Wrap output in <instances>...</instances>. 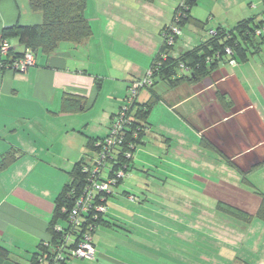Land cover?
<instances>
[{
  "label": "crops",
  "instance_id": "crops-1",
  "mask_svg": "<svg viewBox=\"0 0 264 264\" xmlns=\"http://www.w3.org/2000/svg\"><path fill=\"white\" fill-rule=\"evenodd\" d=\"M179 1L159 0L158 6H155L156 0H87L84 16L90 24L92 35L86 42L78 46L63 42L49 56L37 51L34 65L22 73L0 69V161L1 155L11 150L15 151L17 157L7 168L0 170V242L7 246L5 248L8 251V246L26 251V254L18 255L19 261L15 259L13 264H28L31 255L25 246L36 245L37 250L38 243L49 239L46 228L52 215L53 202L63 185L69 181V177L65 181L66 179L55 171L49 185L52 191L54 190L52 203L37 197L33 198L34 202H25L19 185L23 184L24 187V182H21L27 181L28 184L25 186L27 188L39 186L38 179L42 178L45 170L59 168L70 172L79 160L89 161L90 149L85 143L88 151L83 154L82 148L79 147L82 139L75 137L73 131L83 125L84 116L90 113L92 111L90 109H93L96 102L104 96L105 106L99 115V124H105V136L107 135L111 118L119 110L130 82L134 77L143 78L150 68L161 45H159L161 30L172 23ZM245 1L248 5H257L255 8L250 6L249 10L258 9L259 11L256 15L247 16L250 11L243 8L240 12V16L243 17L241 20L253 17L257 21L263 20L264 0ZM195 6L196 4L191 8L190 15L202 22L194 14ZM41 21V14L30 9L29 0H0V34L5 28L13 25H36ZM206 24L199 27L191 22L182 28L192 25L195 29H203ZM223 25L219 24L217 27L228 29V26ZM216 28L212 27L209 30ZM208 31H206L207 35ZM191 33H194L196 40L191 38V42L189 39L179 42L178 38L174 44L172 56L177 57L183 51L207 39L199 36L196 31ZM184 41L185 45H183ZM178 43H180L179 51L174 54ZM10 44L16 47L17 42L12 39ZM126 51L141 53L145 58L144 62H139L137 67L122 66L126 64ZM245 64L246 62H235V64L223 62L212 78L205 79L199 84H181L173 89L163 85L164 89L160 94L155 91L160 101L169 107V111L175 113L179 130L181 129L183 134L186 132L191 134L192 143L194 141L198 143L199 149L210 150L216 154L215 159L209 157L208 161L206 160L207 164H211L213 168L208 170L203 168L204 172L207 171L204 177H199L196 171H194V178L192 177L199 181L207 179L213 183L201 188L192 187L193 189L188 190L187 194L192 198L183 202V208L188 207L192 212L199 211L203 215L191 216L188 235H181V233L179 235L178 228L170 227L168 231L175 233L172 237L177 247L180 244H197L196 236H202L199 238L203 243L217 244L219 242L224 247L227 243L241 247L248 245L246 250H251L256 255L258 253L252 264H264V238H262L264 222L253 219L246 224L217 211L216 208L218 203H226L254 214L261 202L255 180L253 183L248 179L252 175L255 176V172L261 171L264 175V107L258 104L259 97L255 96L254 88L250 90L248 87L252 78L241 74L242 66ZM131 73L134 76L131 77ZM65 94L83 98L85 109L80 112H61V99ZM148 98V91H143L137 102L144 103ZM83 112L87 113L83 115ZM90 114L92 118L88 124L94 126L96 120L92 113ZM68 128L71 129V134H68ZM91 128L88 129L92 132L94 127ZM150 130L149 123L147 131L150 132ZM52 135L55 138L52 139ZM144 139L145 136L141 145L145 144ZM81 147H84V144ZM73 159L75 162L69 165ZM197 162L200 160L195 158L193 164ZM215 163H221V168L215 167ZM41 166L45 168L41 169ZM228 170L234 172L232 174L236 178H228ZM216 173L219 174L218 178ZM124 184L122 182L112 188L103 223L98 225L93 235L96 259L74 260L70 264H135L129 263L128 258L139 262L141 258L136 256L149 260L155 258L156 262L162 261L158 259V256H153L142 248L146 245L143 244L145 242L142 232L139 231V238H135L131 230L134 228L147 233L156 232L153 226H159L158 219L154 220L145 213V210L149 208L146 204L152 194L146 189L141 192L142 196L131 195L127 192L128 190L123 189ZM120 187L122 190L116 194L115 190ZM161 190L163 189L156 190L155 194L169 197L174 194ZM208 190L210 193L206 196H212L214 209L224 217L213 215L214 219H210V216L205 213L211 210L210 206L206 208L203 203L194 201L197 196H203ZM177 192L185 194L181 189H177ZM262 193L264 194L263 190ZM130 195L135 196L136 200L129 199ZM252 196L257 199L255 202ZM167 201L171 203L170 207L161 204L162 209L158 216L163 219L164 209L173 210L176 214L172 215V221L178 225L177 221L180 218L177 215L180 209L177 204H173L177 200L170 198ZM43 203L47 205L44 206ZM254 204L255 208H253ZM249 207L252 208L249 209ZM200 220L206 225L199 223ZM10 225L15 226L17 231L15 229L14 231L19 233V237L3 238L4 231ZM261 229L263 234L258 236L256 230L260 233ZM117 252H125L124 258H118ZM186 255L182 258L177 253L174 258L172 257L174 263L171 262L173 264L216 263L210 254L206 256L203 254L197 261L196 255L190 254V248ZM235 260L240 262L239 264H248L245 262L247 260L241 259L244 262L238 258Z\"/></svg>",
  "mask_w": 264,
  "mask_h": 264
},
{
  "label": "trees",
  "instance_id": "trees-1",
  "mask_svg": "<svg viewBox=\"0 0 264 264\" xmlns=\"http://www.w3.org/2000/svg\"><path fill=\"white\" fill-rule=\"evenodd\" d=\"M196 2L197 0H183L182 4L179 3L175 8L174 14L180 9L184 13L183 18L177 23L180 29L191 22L199 27L204 25V23L190 15V10ZM86 3L87 0H29L30 9L33 12H39L42 21L36 25H13L2 31L0 37L9 46V51L6 54L0 52V69L13 73H22L18 68L16 70L11 69V64L22 60L27 51L33 56L35 62L37 51L49 56L63 42H70L75 46L86 42L92 35L90 24L84 16ZM171 24L165 26L161 33L167 30ZM263 27L264 19L257 21L254 17L240 20L232 28L226 29L219 26L214 30L216 32L214 36H208L205 41L189 50L183 51L177 57L172 56V50L178 37H174V43L171 45H166L162 39L161 45L148 69L152 70L150 84H146L145 88L140 89L137 95L134 96L133 102L128 103L131 83L140 80L130 82L119 110L111 118L109 130L114 117L122 111L123 107H127L125 119L122 123V141L114 147L102 173L103 180L113 181L110 186V193L94 195L93 206L104 205L107 209V200L111 196L112 188L122 183L130 171L131 158L137 147L141 146L144 134L149 128L148 118L152 107L160 101V97L154 90L157 84L161 83L169 89L176 88L181 84L195 85L205 79L212 78L219 69V65L223 62H246L249 56L260 52L264 35H258L257 32L261 31ZM12 39L16 40V47L10 44ZM226 49H229L230 54L226 53ZM162 54L164 57H162ZM144 90L148 91L149 98L144 103H138L137 99ZM218 96L217 98L220 99ZM83 109H85L83 98L67 94L63 95L60 104L61 112H80ZM108 134L109 131L104 138L93 139L88 137L86 146L91 151L90 159L89 161L85 159L79 160L68 172L69 181L63 185L53 202L52 215L46 228L49 239L38 243L37 250L31 255L28 264H54L59 262L55 259V251L61 250L66 237L69 236L66 242V250L76 249L81 238V232H84L88 223L95 228L103 223L107 211L104 215L99 214L98 219L93 223L90 216L86 217L81 231H73L69 225L68 216L73 211L75 202L84 194L88 186L90 171L87 167L95 161L97 153L101 149L96 144L107 138ZM127 154L130 155L129 158L126 156ZM16 158V153L12 150L1 155L0 170L7 168ZM119 172L121 177H116ZM102 196L104 198L100 201L99 199ZM259 196L261 197V202L254 214L247 213L226 203H218L216 208L217 211L246 224L253 219H259L264 222V194L261 193ZM129 199L134 200L131 195ZM56 226L61 227L62 232L56 231ZM65 252V249L62 250L63 255L67 253ZM8 257L9 251L0 245V258L7 259Z\"/></svg>",
  "mask_w": 264,
  "mask_h": 264
},
{
  "label": "rangeland",
  "instance_id": "rangeland-1",
  "mask_svg": "<svg viewBox=\"0 0 264 264\" xmlns=\"http://www.w3.org/2000/svg\"><path fill=\"white\" fill-rule=\"evenodd\" d=\"M180 2L181 0L179 1V3ZM158 3H159V0H156L155 6H158ZM250 6L255 8L257 5L256 4L248 5V2H246L245 0H198L196 3V6L194 7V14H196L197 17L202 22H204V24L206 23L207 24L203 27V29H195L194 26L192 25H188L182 28V36H181V33L179 36H177L180 39L179 42L182 40H188V39L191 42V38L193 40H196L194 33H191L194 31H196L199 36H203V38H208L206 31H208L212 27L216 28L219 24L221 25L224 24L223 26H228V28H232L234 26L233 24H236L237 21L243 18L240 16L241 10L243 8H245L246 10H249ZM249 11H250L249 15L247 14V16H250L252 14L256 15L259 10L256 9L253 11L252 10H249ZM242 16H245V15H242ZM161 42L162 40L160 38L159 45L161 44ZM183 45H185V41L183 42ZM179 46H180V43L176 44L174 54L178 53ZM125 55H126L125 56L126 64L122 65L124 67H130L132 65L137 67L139 62L141 63V62H144L145 60L144 56L141 53L136 52V51H126ZM140 68L141 67H139V69ZM234 70L237 72L236 68ZM241 71H242L241 74L244 75L245 77L252 78V80L248 83V87L250 88V90L252 88L255 89V90L253 89V92H255V96L259 97L258 104L264 107V40L262 41L260 52L258 54L249 56L248 60L246 61V64L242 66ZM132 76H134L133 73H131V77ZM143 78L134 77L132 80L133 81L141 80ZM254 78H257L258 80ZM105 88L107 91L108 84L105 85ZM163 89H164L163 84L159 83L157 84L155 91L160 94ZM141 93L143 94V91ZM104 99H105L104 96H102L96 102L93 109H90L92 110L90 113H92L94 120H96L95 125L93 126L92 124H88V122H90L92 118L91 114L88 113L83 118L84 120L83 125L77 127L76 130L73 131L75 133L74 134L75 137H78V139L79 138L82 139L79 147L82 148L81 150H83V154L86 153V151H88L87 148H85V143L87 142L88 137H92L95 139L105 137V128H106L105 124L104 123L99 124V115L105 106ZM167 110L168 111L170 110L169 107L166 106L162 101L157 102L156 105L152 107L151 114L148 118L151 130L150 132L149 131L145 132L144 134L145 144L141 145L140 147L139 146L137 147L136 151L134 152L133 157L131 158L132 159L131 169L126 175V177L123 179V182L125 183L123 189L125 191L128 190L127 192H129L131 195L140 196L141 192L145 191L146 189H148L149 193L152 194L149 196L148 204H146L149 208L145 210L146 211L145 213H147L154 220L158 219L157 221H158L159 226H153V228L156 229V232L147 233L139 229L134 230V228L131 230L135 238H139V234H138L139 231L142 232L141 235L142 237H144V242H145L143 244H146L145 245L146 247L145 246L143 247L141 246V247L144 248L145 251H148L149 254L153 256H158V259L162 261L156 262L155 258L154 260H149L142 256L135 255L136 257H140L141 260L138 262V261H135L134 259L128 258L129 263L173 264L174 261L172 257L174 258L176 254L178 253L182 258H185L190 248V254L194 256L196 255L197 261H198V258L202 256L203 254L205 256L206 254H210V257L214 258L216 262L215 264H232V263L239 264L240 262L239 263L236 262L235 260L236 258L240 260L242 259L244 261L247 260L245 261L246 263L248 262V264H252L253 260L257 258L258 253L256 255L255 252H252L251 250L249 251L246 250V247H249L248 245H244V247H241V246H237L232 243H229V244L227 243V245L224 247L223 245H220L219 242L217 244L216 243L214 244L213 243H203L201 239L199 238L202 236H198V237L196 236L197 244L195 245L180 244L178 245V247L176 246V242L172 237L173 235H175V233L170 232V230L168 231V229H170V227H173V229L178 228L179 235L180 233L181 235H188L187 232H190L188 231V224H189V219L191 218V216L193 214H197V215L200 214L201 216L203 215V213L199 211L192 212L188 207L183 208L184 206L183 202L186 200L188 201L189 198H192L187 195L188 190L193 189L192 187L201 188V187H205L206 185H209L210 183H213L212 181L210 182L207 179L203 181H199L198 179H192V177L194 176V171H196L199 174V177H204V173L206 174L207 171L204 172L203 168H206L207 170L208 168H213L211 164H207L208 162H206V160L208 161L209 157L212 159H215L214 157H216L215 156L216 154L213 152H210V150H205L202 148L199 149L198 147L199 144L196 143L195 141L194 143H192L193 141L192 135L189 134L188 132L183 134L182 130L181 129L179 130L178 125L176 123L175 113L171 111L167 112ZM86 113L87 112H83V115H85ZM76 119L79 120L81 118H76ZM88 128L93 129V131L92 132L89 131ZM68 132H69L68 134L72 133L70 128H68ZM52 134H55V133H52ZM188 135H189V138H188ZM51 138L53 139L55 137L52 135ZM71 139H73V137H71ZM82 144H84V147H81ZM195 145L197 146L195 147ZM195 158L199 159L200 162L193 164ZM75 159H73V161H71L69 165L71 163L73 164L75 162ZM215 164H216L215 167H217L218 169L221 168V163H215ZM63 166H64L63 168H65V165ZM44 168L45 167L41 166V169H44ZM65 170L66 171H63L59 168H57V170H54V169L45 170L44 173L42 174V178L38 179L37 184H39V186L36 185L33 188L25 187L28 183L27 181H22L21 183L24 182V185H25L24 187H23V184L19 185L21 187L20 190L22 191V198L27 203L34 202L35 200L33 198L35 197L41 199L42 201L44 199L46 202L52 203V200L54 199L53 197L54 190L52 191L51 186H49L51 179L53 180L54 175L56 173L55 171H57L58 173L61 174L62 178L66 179L65 181H67V177H68L67 171L68 170L67 169ZM228 171H229L227 175L228 178L229 177L236 178L232 174L234 172H231L230 170ZM216 174L218 178L219 174L218 173ZM263 176L264 175L260 171V172H255V176L252 175L248 179L249 181L253 183H254L253 180H255V187H257V190H259L257 194L259 193L261 194L262 190L264 191V177ZM29 180H33V179H29ZM160 188L169 192L168 194H171V193H174V194L172 195V197H169L167 195L158 196L155 194V191ZM177 189H181V191L185 194L177 192ZM121 190L122 188L120 187L119 189L115 190V193L118 194L120 193ZM206 192L207 193L203 194V196H197L194 199V201L196 200V202L203 203V206H205L206 208L210 206V209H211L209 210L210 212L209 211L205 212L206 215L210 216V219H214L212 217L213 215H217L221 217L222 215L220 213H217L216 210L214 209V205L212 204V201H213L212 196L211 197L206 196L210 193L209 190ZM250 192H254V191H250ZM252 197H253L252 198L253 201L255 202V200L257 199L254 196ZM133 198L134 200H136L135 196ZM170 198L177 200L173 202V204H177V206H179V209H180L177 215V217L179 216L180 218V220L177 221L178 225H176V223L172 221L173 219L172 215L174 216V214H176V212H174L173 210L164 209L165 211L162 212L164 213L162 214L163 219L159 218L158 216V214H160V209H162L161 204L165 206L167 205L166 207H170L171 203L167 201V200H170ZM0 199H1V196H0ZM249 204L251 205L252 202ZM43 205L46 206L47 204L43 203ZM255 206L256 205L254 204L253 208H255ZM250 208L252 207H249V209ZM101 215H104V214H101ZM233 221L235 222V220ZM199 223L205 224L201 220L199 221ZM234 224L236 225V223ZM14 229L15 231H17L14 225L13 226L10 225L9 227H7L6 230L4 231L3 238L7 239L8 237L9 238L19 237L20 236L19 233H16ZM96 229L97 227L95 228L93 235L96 232ZM202 229L205 231L203 227ZM202 229H199V231H202ZM254 231L252 235L254 234ZM256 232L258 236H262L263 234L262 229L260 233H258V230H256ZM144 234H146V236ZM262 238H264V236H262ZM0 244L4 246L2 242H0ZM4 247H7V246H4ZM25 248L28 251L29 255H32L33 252L36 250V245L28 246V247L25 246ZM174 248H176V250H174ZM8 249L10 252L9 259L6 260V259L0 258V264H13V262H15L14 260L17 259L18 255L26 254V251L23 252L22 250H17L12 246H8ZM109 250L111 249L109 248ZM124 253L125 252H122V253L117 252L116 256L118 258L119 257L124 258L123 257L125 255ZM95 259H96V253H95L94 260ZM17 261H19V258L17 259ZM70 262L71 260L69 261V264Z\"/></svg>",
  "mask_w": 264,
  "mask_h": 264
},
{
  "label": "built area",
  "instance_id": "built-area-1",
  "mask_svg": "<svg viewBox=\"0 0 264 264\" xmlns=\"http://www.w3.org/2000/svg\"><path fill=\"white\" fill-rule=\"evenodd\" d=\"M183 0H181L180 4H182ZM184 13L180 9L174 14L173 22L171 26L161 33V37L163 42L166 45H171L174 43V37H177L181 33V29L177 26V23L183 18ZM216 32L214 30L208 31V36H214ZM257 34L264 35V27L261 31H258ZM9 51V46L5 41H3L0 37V52L2 54H6ZM226 53L230 54L229 49H226ZM162 57L164 55L162 54ZM232 64H235L234 61H231ZM34 64L33 56L27 51L25 57L22 60L15 61L11 64V69L16 70L17 68L24 72L28 67ZM152 75V70H148L145 77L140 80L131 83L129 87L130 99L128 103L133 102V98L137 95L138 91L142 88H145L148 84H150ZM136 83V84H135ZM147 84V85H146ZM127 111V107H123L122 111L118 115H116L113 119L111 129L109 130L108 137L103 141L98 142L96 144L97 147L101 148L97 153V157L93 163L88 168L90 171V178L88 186L84 192V194L75 202L74 209L68 216L69 225L73 231H81V227L83 223L86 221V217L90 216L92 218V223L98 219L99 214H104L107 209L104 205L93 206V198L94 195H99L103 193H110V186L112 185V180H103L102 173L107 162L109 155L112 153L114 147L117 143L122 141V123L125 119V113ZM126 122V121H125ZM128 158L129 154L126 155ZM86 168V171H87ZM116 177H121V173H117ZM103 196L99 199L103 200ZM132 199V197H131ZM95 227L92 224H87L85 226L84 232H81V238L78 241L76 249L66 250V242L68 241V237H66V241L61 250L55 251V259L59 262H55L54 264H69L71 260H87L93 261L96 253V249L93 243V232ZM56 231L62 232V228L56 226ZM66 254H62V250H64Z\"/></svg>",
  "mask_w": 264,
  "mask_h": 264
}]
</instances>
